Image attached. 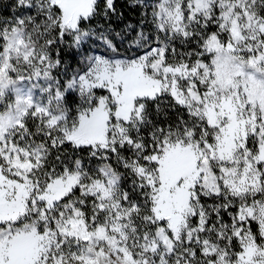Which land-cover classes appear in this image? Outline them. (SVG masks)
<instances>
[{
	"label": "snow or ice",
	"instance_id": "snow-or-ice-1",
	"mask_svg": "<svg viewBox=\"0 0 264 264\" xmlns=\"http://www.w3.org/2000/svg\"><path fill=\"white\" fill-rule=\"evenodd\" d=\"M126 6L0 15V264H264V0Z\"/></svg>",
	"mask_w": 264,
	"mask_h": 264
},
{
	"label": "trees",
	"instance_id": "trees-1",
	"mask_svg": "<svg viewBox=\"0 0 264 264\" xmlns=\"http://www.w3.org/2000/svg\"><path fill=\"white\" fill-rule=\"evenodd\" d=\"M116 6L118 11H122L124 13V20L117 25V27H121L123 24L131 22V23H136L138 20V15L136 12L133 10L129 9L126 6V0H116ZM115 20V18H114ZM66 59H68L71 62V55L66 54Z\"/></svg>",
	"mask_w": 264,
	"mask_h": 264
},
{
	"label": "rangeland",
	"instance_id": "rangeland-1",
	"mask_svg": "<svg viewBox=\"0 0 264 264\" xmlns=\"http://www.w3.org/2000/svg\"><path fill=\"white\" fill-rule=\"evenodd\" d=\"M11 2V0H0V15L8 16L10 13V9L7 5Z\"/></svg>",
	"mask_w": 264,
	"mask_h": 264
}]
</instances>
